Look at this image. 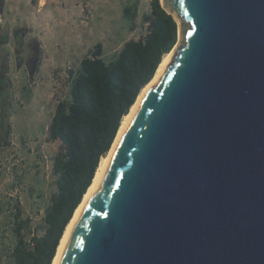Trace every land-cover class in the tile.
I'll list each match as a JSON object with an SVG mask.
<instances>
[{"label": "water", "instance_id": "water-1", "mask_svg": "<svg viewBox=\"0 0 264 264\" xmlns=\"http://www.w3.org/2000/svg\"><path fill=\"white\" fill-rule=\"evenodd\" d=\"M160 4L174 56L58 264H264V0Z\"/></svg>", "mask_w": 264, "mask_h": 264}, {"label": "rangeland", "instance_id": "rangeland-1", "mask_svg": "<svg viewBox=\"0 0 264 264\" xmlns=\"http://www.w3.org/2000/svg\"><path fill=\"white\" fill-rule=\"evenodd\" d=\"M151 1L0 0V264H13L18 209L30 221L29 247L45 232L61 151L48 128L69 96V70L97 44L108 63L127 42L142 39ZM125 8L137 11L134 21L125 18Z\"/></svg>", "mask_w": 264, "mask_h": 264}, {"label": "trees", "instance_id": "trees-1", "mask_svg": "<svg viewBox=\"0 0 264 264\" xmlns=\"http://www.w3.org/2000/svg\"><path fill=\"white\" fill-rule=\"evenodd\" d=\"M124 16L134 21L137 11L125 8ZM143 21L148 25L145 39L127 42L112 61L103 59V46L97 44L77 70H69V96L58 103L48 128V139L61 142L53 166L56 194L45 212V232L32 239V247L24 233L30 221L23 220L18 209L13 264H53L67 227L91 188L101 161L112 149L123 119L155 78L163 58L177 45L178 25L160 0L151 1V12Z\"/></svg>", "mask_w": 264, "mask_h": 264}, {"label": "bare ground", "instance_id": "bare-ground-1", "mask_svg": "<svg viewBox=\"0 0 264 264\" xmlns=\"http://www.w3.org/2000/svg\"><path fill=\"white\" fill-rule=\"evenodd\" d=\"M162 1V0H161ZM175 51L171 52L170 54L166 55L163 58V61L156 73L155 78L153 79V81L146 87V89H144V91L141 93V95L139 96L136 104L132 107L130 113L123 119L122 121V125L121 128L119 130L118 136L116 138L115 143L112 146V149L110 150L109 154L103 158V160L101 161V164L96 172L93 184L91 186V188L89 189V191L87 192V194L85 195L83 202L81 203V205L79 206V208L76 210L75 215L71 221V223L69 224V226L67 227V230L61 240L60 246L58 248L56 257L53 261V264H58L59 260H60V256H61V252L63 249V245H64V241L67 235V232L69 230V228L71 227V225L73 224V222L75 221V219L77 218V216L79 215L80 211L82 210V208L84 207V205L90 200V198L93 196V194L95 193V191L97 190L99 184L101 183L103 177L105 176V173L112 161L113 158V154L115 152V149L119 143V141L121 140V138L123 137V134L125 133L126 129L128 128L131 120L133 119L137 109L139 108V105L141 104L143 98L145 97V95L149 92V90L156 84V82L159 80L160 76L163 74V72L165 71V69L167 68V66L170 64V62L172 61V58L174 56Z\"/></svg>", "mask_w": 264, "mask_h": 264}, {"label": "built area", "instance_id": "built-area-1", "mask_svg": "<svg viewBox=\"0 0 264 264\" xmlns=\"http://www.w3.org/2000/svg\"><path fill=\"white\" fill-rule=\"evenodd\" d=\"M147 34H148V33H147ZM147 34H146L142 39H145V37L147 36ZM142 39H141V40H142Z\"/></svg>", "mask_w": 264, "mask_h": 264}]
</instances>
